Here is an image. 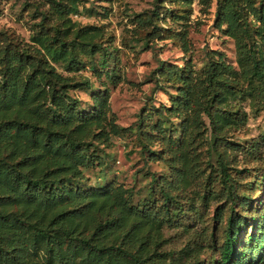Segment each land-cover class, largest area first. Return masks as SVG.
<instances>
[{
  "label": "trees",
  "instance_id": "16d2710c",
  "mask_svg": "<svg viewBox=\"0 0 264 264\" xmlns=\"http://www.w3.org/2000/svg\"><path fill=\"white\" fill-rule=\"evenodd\" d=\"M48 2L28 42L0 32V264H202L192 247L167 250L164 227L184 212L175 195L204 176L197 150L207 133L223 177L218 196L243 211L251 203L245 195L237 199L227 150L219 147L248 121L236 98L247 100L253 113L264 109L261 1H216L214 27L234 41L237 70L213 51L199 68L188 60L167 69L178 83L167 111L182 117L177 138L158 127V141H165L160 155L170 167L160 186L172 208L132 205L131 191L122 186L80 187L95 151L110 148L126 128L116 123L107 90L92 95L87 112L70 95L91 87L79 72L91 66L84 58L100 51L103 28L72 20L81 0ZM180 41L187 53L185 38ZM246 223L231 211L211 264H264V214L240 245Z\"/></svg>",
  "mask_w": 264,
  "mask_h": 264
},
{
  "label": "rangeland",
  "instance_id": "374dc122",
  "mask_svg": "<svg viewBox=\"0 0 264 264\" xmlns=\"http://www.w3.org/2000/svg\"><path fill=\"white\" fill-rule=\"evenodd\" d=\"M216 1L81 0L72 20L101 26L104 36L100 51L84 58L91 66L79 72L89 78L91 87L70 95L77 100L78 109L87 112L92 109V95L107 90L111 113L116 123L126 128L112 138L110 148L95 151L93 166L82 170L81 188L122 186L131 191L132 205L174 207L171 200L165 202L160 186V179H170V167L166 156L160 155L165 141L159 143L158 127L161 135L177 138L182 134V117L167 111L178 86L167 71L183 67L188 60L199 68L212 51L237 70L234 41L214 27ZM260 1L264 7V0ZM49 5L48 0H0V32L28 42L33 23ZM182 37L187 53L181 48ZM234 102L248 113V121L230 133L228 144L219 149L227 150L228 182L233 184L237 199L245 195L251 203L243 211L237 201L218 196L223 177L207 133L197 150L204 176L175 195L184 212L178 222L164 227L167 250L192 247L202 264L218 258L231 211L243 215L247 222L240 245L255 233V224L264 214V109L253 113L247 100L238 97Z\"/></svg>",
  "mask_w": 264,
  "mask_h": 264
}]
</instances>
